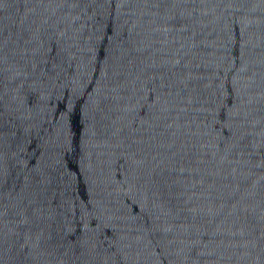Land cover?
I'll return each mask as SVG.
<instances>
[{
    "label": "water",
    "instance_id": "water-1",
    "mask_svg": "<svg viewBox=\"0 0 264 264\" xmlns=\"http://www.w3.org/2000/svg\"><path fill=\"white\" fill-rule=\"evenodd\" d=\"M0 264H264V0H0Z\"/></svg>",
    "mask_w": 264,
    "mask_h": 264
}]
</instances>
